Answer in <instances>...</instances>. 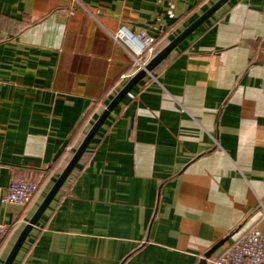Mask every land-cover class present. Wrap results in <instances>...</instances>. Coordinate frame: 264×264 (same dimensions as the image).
Here are the masks:
<instances>
[{
  "label": "crops",
  "instance_id": "obj_1",
  "mask_svg": "<svg viewBox=\"0 0 264 264\" xmlns=\"http://www.w3.org/2000/svg\"><path fill=\"white\" fill-rule=\"evenodd\" d=\"M217 1L0 0V264L136 73L114 35L158 53ZM13 180L42 184L24 212ZM262 204L264 0H230L114 109L14 264H198L229 238L209 264Z\"/></svg>",
  "mask_w": 264,
  "mask_h": 264
},
{
  "label": "built area",
  "instance_id": "obj_2",
  "mask_svg": "<svg viewBox=\"0 0 264 264\" xmlns=\"http://www.w3.org/2000/svg\"><path fill=\"white\" fill-rule=\"evenodd\" d=\"M116 42L124 46L133 58L137 72L154 56L157 39L145 31L132 32L125 25L114 35ZM42 189L40 182L13 180L2 198V203L26 211L36 200ZM264 210V205L262 204ZM12 225L0 222V240L6 238ZM264 227H254L234 241L222 254L209 261V264H263Z\"/></svg>",
  "mask_w": 264,
  "mask_h": 264
},
{
  "label": "water",
  "instance_id": "obj_3",
  "mask_svg": "<svg viewBox=\"0 0 264 264\" xmlns=\"http://www.w3.org/2000/svg\"><path fill=\"white\" fill-rule=\"evenodd\" d=\"M230 0H218L213 4L204 14H202L197 20H195L190 26H188L179 36L173 39L166 47L155 54L151 60L140 70H138L134 76L128 81V83L122 88V90L114 97L110 102L98 120L94 123L92 128L87 133L86 137L80 144L79 148L73 155L72 159L60 174L55 184L52 186L48 194L45 196L38 209L36 210L33 217L26 224L24 229L21 231L14 247L12 248L9 256L7 257L4 264H14L18 257L23 245L25 244L30 232L36 226L44 215L50 204L54 201L58 195L60 189L64 186L72 172L78 165L83 154L88 149L92 140L96 137L101 127L105 124L106 120L114 109L122 102V100L131 92V90L138 85L148 74H150L162 61L168 58V56L177 48V46L186 39L192 32H194L199 26L210 19L221 7H223ZM229 238H225L218 244L213 246L208 252L205 253L204 257L199 261L198 264H207L213 253L223 245ZM264 264V263H263Z\"/></svg>",
  "mask_w": 264,
  "mask_h": 264
},
{
  "label": "trees",
  "instance_id": "obj_4",
  "mask_svg": "<svg viewBox=\"0 0 264 264\" xmlns=\"http://www.w3.org/2000/svg\"><path fill=\"white\" fill-rule=\"evenodd\" d=\"M157 41H158V40H157ZM157 51H158V50H157V47H156L155 54L157 53ZM155 54H154V55H155Z\"/></svg>",
  "mask_w": 264,
  "mask_h": 264
}]
</instances>
